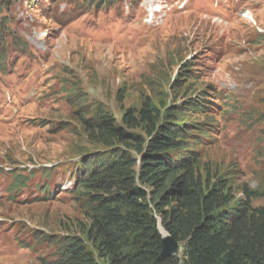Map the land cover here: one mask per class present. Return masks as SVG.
I'll use <instances>...</instances> for the list:
<instances>
[{"label":"rangeland","instance_id":"rangeland-1","mask_svg":"<svg viewBox=\"0 0 264 264\" xmlns=\"http://www.w3.org/2000/svg\"><path fill=\"white\" fill-rule=\"evenodd\" d=\"M11 1L0 10V264H54L88 224L78 183L101 161L78 115L101 109L123 126L146 100L167 107L192 131L203 185L222 178L232 206L245 188L264 206V0ZM194 100L207 114L184 110ZM19 177L30 178L17 189Z\"/></svg>","mask_w":264,"mask_h":264},{"label":"trees","instance_id":"trees-1","mask_svg":"<svg viewBox=\"0 0 264 264\" xmlns=\"http://www.w3.org/2000/svg\"><path fill=\"white\" fill-rule=\"evenodd\" d=\"M11 4L0 0V10ZM6 18L0 16L1 66L7 64ZM183 80L194 78L183 74L177 82ZM78 94L74 88L67 91L68 97ZM207 108L194 100L184 110L207 114ZM164 110L146 100L141 108L124 113L123 126L103 109L90 119L78 115L95 145L88 156L101 163L78 183V193L88 200V224L80 236L63 239L54 264H264V206H252L258 193L245 188L244 199L232 206L231 186L222 178L203 185L196 171L198 157L186 138L191 129ZM205 126L197 129L202 138L209 134ZM27 179L17 178V189ZM160 225L183 244L181 258L163 257Z\"/></svg>","mask_w":264,"mask_h":264},{"label":"water","instance_id":"water-1","mask_svg":"<svg viewBox=\"0 0 264 264\" xmlns=\"http://www.w3.org/2000/svg\"><path fill=\"white\" fill-rule=\"evenodd\" d=\"M180 251L179 243L171 236L163 237V257L170 258Z\"/></svg>","mask_w":264,"mask_h":264}]
</instances>
